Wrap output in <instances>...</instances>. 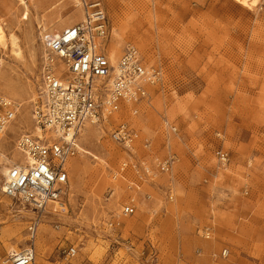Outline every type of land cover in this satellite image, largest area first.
Listing matches in <instances>:
<instances>
[{
    "label": "rangeland",
    "instance_id": "rangeland-1",
    "mask_svg": "<svg viewBox=\"0 0 264 264\" xmlns=\"http://www.w3.org/2000/svg\"><path fill=\"white\" fill-rule=\"evenodd\" d=\"M26 1L28 22L21 20L25 8L16 0H0V25L21 49L15 57L9 39L0 48V94L22 105L0 143V169L8 159L23 160L15 141L22 129L34 134L36 128L32 101L44 55L40 33L45 26L56 30L81 20L72 0L42 6ZM85 1H100L106 9L109 53L118 50L119 60L134 45L148 66L162 71L134 119L152 146L140 144L136 153L140 159L153 154L155 168L170 143L177 161L170 173L143 185L131 172L114 180L127 155L106 130L91 127L70 161L80 165L79 172L68 166L66 211L48 215L39 228L35 264H62L70 245L78 248L73 264H264V0L253 8L236 0ZM107 148L117 153L116 161ZM220 149L229 153L225 166L216 158ZM130 198L136 199V212L125 217L121 211ZM7 200L14 205H0L4 254L27 247L33 216ZM13 223L21 228L15 236L8 235ZM207 227L210 239L204 237ZM223 249L230 251L227 258L220 257Z\"/></svg>",
    "mask_w": 264,
    "mask_h": 264
},
{
    "label": "built area",
    "instance_id": "built-area-1",
    "mask_svg": "<svg viewBox=\"0 0 264 264\" xmlns=\"http://www.w3.org/2000/svg\"><path fill=\"white\" fill-rule=\"evenodd\" d=\"M82 1L84 20L61 33H40L44 55L39 67L38 90L32 101V120L43 136L21 132L14 150L23 160L6 163L9 167L6 174L0 169L1 193L19 203L23 210L32 212L27 226L28 245L13 256L0 253V264H35L36 239L43 220L67 209L68 165L80 154L79 137L87 128L109 133L111 142L127 155L121 164V176L131 172L138 185L154 181L158 174L170 173L177 161V156L172 154L154 168L136 153L140 144L146 150L152 146L151 140L142 139L134 119L151 98L150 88L162 81V71L148 66L139 49L131 44L113 64L107 47L111 31L106 9L100 1L91 4ZM21 107L18 101L0 94V143ZM170 131L176 134L178 129L170 126ZM216 158L222 166L230 160L229 153L223 149L216 152ZM134 186L128 189L134 191ZM169 199L173 200L171 194ZM135 202V198H130L121 214L133 216ZM203 232L210 239L211 228ZM62 254V264H73L78 248L70 245ZM229 254L228 249H223L220 257L227 258Z\"/></svg>",
    "mask_w": 264,
    "mask_h": 264
},
{
    "label": "bare ground",
    "instance_id": "bare-ground-1",
    "mask_svg": "<svg viewBox=\"0 0 264 264\" xmlns=\"http://www.w3.org/2000/svg\"><path fill=\"white\" fill-rule=\"evenodd\" d=\"M19 5L21 7H24V12L22 14V17H21V20L24 21V22H28L30 20V14H31V11H30V8L28 6V3L26 0H16ZM31 2H35V0H30ZM74 2V7H75V11H78L81 13V17H79L82 21L85 19V16H84V11H83V7H82V4H83V1L82 0H72ZM237 2H240L241 4H243L244 6H247L249 8H253L257 5V0H236ZM37 3L42 6V5H46L48 3V0H39L37 1ZM74 23V21H68L67 23H65V25L62 27V28H57L56 30H54L53 28H50L48 26H45L44 27V31H50V32H53V33H59L61 30L67 28L68 26L72 25ZM8 37H7V34L5 32V30L2 28V26L0 25V48H6L7 47V42L6 40L8 41ZM9 42H10V45H11V48H12V52L13 54L15 55V57L17 58H20L21 57V49L18 45V39L17 37L15 36H11L10 39H9ZM140 46V45H139ZM141 48H143V46H140ZM138 48V47H137ZM118 50H112L110 53H109V56L111 58V61L113 64H116V62L118 61V54L117 53ZM16 92V90H14ZM29 101H26L24 102V104H28ZM24 130L22 129V132ZM88 132H92V128H88L87 130L84 131V133H82V136H84L86 133ZM33 133L34 135L38 136V137H41L43 136V132L40 128L36 127L34 130H33ZM88 136V135H87ZM106 151L108 152V154L111 156V159L112 161H116V159L118 158L117 156V153H115L112 149H106ZM0 157L1 158H4L5 155L2 153V151L0 150ZM13 160H9L7 161V163L9 164H12ZM70 164V163H69ZM122 164V163H121ZM121 164L119 165V167L114 171V176H113V179L117 180L121 174ZM69 166V165H68ZM8 166L3 165L1 167V171L2 173L6 174L7 171H8ZM70 168H71V172L72 173H78L79 170H80V165L77 164V163H74V164H70ZM118 176V177H117ZM1 192V191H0ZM0 205H2L3 208H10V210H12L11 208H13V203L11 201H8L7 200V197L3 196V197H0ZM26 214V215H32V212L28 211V210H21V212H23ZM26 211V212H25ZM15 217V216H13ZM13 227H11L10 229V233H8V235H10L12 233V236H15V235H18L20 234L21 232V228L19 227V223H13L12 224ZM17 252L16 249H10L8 250V254L13 256L15 253Z\"/></svg>",
    "mask_w": 264,
    "mask_h": 264
},
{
    "label": "crops",
    "instance_id": "crops-1",
    "mask_svg": "<svg viewBox=\"0 0 264 264\" xmlns=\"http://www.w3.org/2000/svg\"><path fill=\"white\" fill-rule=\"evenodd\" d=\"M76 23H78V22H74L72 25H70V26H68L67 28H69V27H71V26H73L74 24H76ZM67 28H65V29H67ZM65 29H63V30H61L59 33H61V32H63ZM45 32H47V31H45ZM42 33V32H41ZM47 33H51V34H56V33H53V32H47ZM166 146H165V151H166V158L167 157H169L170 155H172V148H171V144L170 143H168V144H165ZM149 153H151V152H149ZM153 154H151V157H148V156H145L143 159L144 160H146V161H148V162H151L152 164H154L155 165V163H153L152 161H154V159H157L156 157H154L153 158ZM157 163V162H156ZM144 184V183H143ZM142 184V185H143ZM205 248H208V250H210V248L208 247V245H206V247ZM217 256V254H213V257H216Z\"/></svg>",
    "mask_w": 264,
    "mask_h": 264
}]
</instances>
